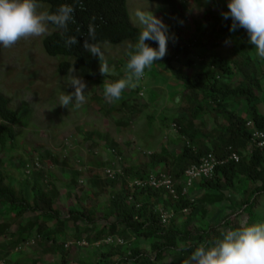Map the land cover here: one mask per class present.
I'll return each instance as SVG.
<instances>
[{"label":"rangeland","instance_id":"1","mask_svg":"<svg viewBox=\"0 0 264 264\" xmlns=\"http://www.w3.org/2000/svg\"><path fill=\"white\" fill-rule=\"evenodd\" d=\"M127 4L135 26L141 28L136 22L135 12L148 10L167 25L169 40L167 54L162 61L154 62L147 68L144 78L127 87L119 101L106 102L104 85L126 78V52L128 45L134 44L133 42L120 45L99 44L103 59L98 64L96 77L84 81L85 101L79 107L59 104L61 95L73 91L69 80L79 75L74 68L67 75L60 73L59 65L65 58L52 57L45 52L43 39L47 35L21 38L11 47H0V94L9 97L12 107L19 112V121L13 125L16 139L0 144V161L14 186L26 192L29 198L33 196L34 179L38 180L36 186L39 189L36 192L40 190L44 194L53 185L57 186L60 196L55 207L63 218L69 216L71 208L84 211L104 203L107 199L106 191L102 187L94 189L90 181L95 176L104 180L105 169L116 156H120L126 165L124 176L127 180L152 173L154 170L150 167V161L154 155L163 156L169 162L175 160L167 153L177 155L180 150L163 148L168 149L172 145L171 140L178 136V128L176 130L173 127L174 123L170 119L183 115L186 103L176 100L177 94L185 91L176 82L170 68H180L190 75L207 71L214 53H221L234 66L241 60L232 44L222 40V35L216 32L210 20L212 16L222 17V13L228 11L227 0H204L201 7L191 0H180L177 26L172 21L168 7L160 2L127 0ZM47 7V4H41L40 10L44 11ZM48 29L50 34L56 30L52 25ZM237 32L248 42L247 32L243 28L238 27ZM202 42H207V45H202ZM249 53L253 58L264 61L256 55L252 45ZM101 66L107 68L105 75L101 73ZM220 78H226L227 83H239L241 76L237 73ZM157 79L161 80V87L153 84ZM153 94H157V98L151 99ZM245 103V100L240 101L237 108L242 110ZM260 108L264 112V89ZM211 114L215 115L214 111ZM160 116L162 128L159 127ZM150 118L154 119L152 123ZM213 119L214 117H209V128ZM216 119L218 122L224 121V118ZM151 128L152 134L149 131ZM247 152L246 148L245 153ZM37 161L40 162L41 169L37 167ZM171 164L172 162H163L158 168L172 172ZM27 165L32 167L30 175L26 173ZM189 165L183 166L184 170ZM174 169L175 174L181 173L178 177L174 176L178 189H181L185 171ZM75 172L83 173L84 182L74 183L71 180ZM139 193L137 200L143 204L146 194ZM199 194L200 190L194 187L190 191L189 201L195 202ZM171 199L167 194H161L163 204L159 208L172 215L170 223L164 227L166 230L172 224L182 225L187 220L193 228L203 227L207 223L219 225L217 230L223 232L236 225L240 226L247 220L246 215H236L237 206L230 201L219 202L208 207L207 214L200 213L197 217H192L187 215L189 210L181 211ZM2 207L0 204V209ZM41 216V211L29 212L11 224L7 234L15 233L18 236L25 233L27 236L17 248L13 247L10 236L0 234V264H131L129 260L118 262V259L126 258L134 243L141 246L146 257L153 255L152 244L147 239L138 240L130 231L123 234L126 241L124 246H109L104 239L94 242L93 232L87 231L89 228L83 231L85 227L80 223L81 228L76 230L70 220L65 227V234L58 238L57 243L51 242L46 237L51 229L50 223L42 228V232L36 228L30 230L29 224L36 222ZM229 217L232 226L227 228L224 222ZM6 220L8 216L0 212V224ZM179 246L182 248L183 244ZM170 261L171 256L163 264H170Z\"/></svg>","mask_w":264,"mask_h":264},{"label":"trees","instance_id":"2","mask_svg":"<svg viewBox=\"0 0 264 264\" xmlns=\"http://www.w3.org/2000/svg\"><path fill=\"white\" fill-rule=\"evenodd\" d=\"M150 1L167 6L172 21L177 26L180 0ZM191 1L200 7L204 4V0ZM64 3L72 5L75 9L73 21L69 23L65 35L75 36L79 42L66 46L61 36L63 30L52 25L56 30L43 39L44 50L49 56L65 58L59 65L60 73L67 75L74 68L83 81L92 80L97 75L101 60L83 48L84 41L89 39V24H92L95 29V40H89V42L97 45L135 43L141 28L132 23L127 0H40V4L48 5L46 10L49 12H55ZM210 20L216 32L222 35V40L232 44L241 60L234 66L233 62L221 53H214L207 71L190 75L180 68L169 69L186 93H181L182 102L186 103V107L182 116L171 120L179 126L178 137L183 141V146L177 155L171 156L167 153L169 157L175 159L171 161L173 173L168 170L164 172H168L173 178L178 177L181 173L175 174L174 168L182 169L183 172L210 153L219 158H225L231 150H236L241 156L240 161H228L218 166L211 179L201 180L199 185H195V188L200 190L195 202H190L188 196L181 194L182 188L177 187L180 198L174 199L165 189L150 188L132 191L128 188L126 176L113 180L106 177L102 180L95 176L90 181L92 187L104 188L107 199L94 209L86 208L81 211L79 208H71L67 218H63L55 207L60 196L57 186L53 185L44 194L40 190L36 192V189H39L36 186L38 180L34 179L33 196L29 198L26 192L14 186L12 178L0 161V204L3 206L0 212L8 216V220L0 224V234L10 236L14 248L25 241L27 236L25 233L18 236L15 233L7 234L11 224L29 212L41 211V218L29 224L30 230L36 228L42 232V228L50 223L51 229L46 233V237L51 242L57 243L58 238L65 234V227L70 220L74 223L76 230L81 228L80 223L85 227L83 231L89 228L87 231L93 232L94 242L112 235L124 239L123 234L130 231L138 240L147 239L152 244L153 255L150 257L143 255L141 246L134 243L131 249L129 248V255L127 254L126 258L120 257L118 262L124 259L131 261V264H163L167 263L168 257L171 256L170 264H185L196 247L211 245L219 238L221 233L217 230L219 225L212 226L205 223L203 227L193 228L186 220L184 224H172L166 230L160 225L159 205L163 204L161 194H167L172 198L174 206L181 211L188 208L187 215L192 217H197L200 213L207 214V208L219 202L230 201L232 205L237 206L238 217L247 216L245 223L264 222V148H256L251 153H245L250 139L247 122L252 121L255 127L264 130V112L260 108L261 93L264 89V61L250 55L251 44L245 42L237 30L230 31L231 19L225 20L223 16H212ZM147 43L152 47L158 46L154 41H147ZM202 45H207V42H202ZM179 51L180 47H178ZM237 73L241 76L239 83H227L226 78L220 80V76L226 77ZM244 100L246 103L242 110L237 108L239 106L237 103ZM213 111L215 115L211 114ZM211 116L215 120L213 119L209 128ZM216 118H224V121L218 122ZM18 121L19 112L12 107L11 99L0 94V144L4 145L16 139L13 125ZM163 150L168 149L163 148ZM167 161L163 156H152L150 161V167L154 170L152 173H159L161 169L158 167L163 162L171 163ZM187 164L190 165L184 170L183 166ZM71 177L74 183L84 179L81 172H75ZM138 192L140 195L146 194L147 198L143 204L137 200ZM132 194L133 199H130ZM139 203L141 207L137 206ZM230 217L224 222L227 228L232 226ZM180 244H183L182 248Z\"/></svg>","mask_w":264,"mask_h":264},{"label":"clouds","instance_id":"3","mask_svg":"<svg viewBox=\"0 0 264 264\" xmlns=\"http://www.w3.org/2000/svg\"><path fill=\"white\" fill-rule=\"evenodd\" d=\"M40 8V0H0V47H11L21 38L48 35L49 25L63 30L61 36L66 46L79 42L75 36L65 35L73 21L72 5L61 4L55 12ZM227 9L222 16L225 20L231 19L230 31L243 28L256 55L264 59V0H227ZM135 17L141 31L136 42L128 45L126 78L104 85V98L109 103L119 101L127 87L141 80L145 70L167 54V25L148 10H137ZM89 40H95L92 24H89V39L84 41L83 48L102 60L101 47ZM147 41H154L158 46L152 47ZM100 70L103 75L107 73L106 66H101ZM68 83L73 91L61 95L59 104L79 107L85 101L86 84L75 76ZM185 264H264V222L245 223L221 232L211 245L196 247Z\"/></svg>","mask_w":264,"mask_h":264},{"label":"built area","instance_id":"4","mask_svg":"<svg viewBox=\"0 0 264 264\" xmlns=\"http://www.w3.org/2000/svg\"><path fill=\"white\" fill-rule=\"evenodd\" d=\"M141 94L143 95V91H141ZM173 127L176 130L177 128L179 129V126L176 123L173 124ZM247 128L250 133L247 151L251 153L252 150L256 148H264V130L255 127L252 121L247 122ZM240 158L241 156L236 150H231L225 158H219L213 153L204 156L199 163L192 164L185 170L181 194L190 197V191L196 187L195 185H197L201 180L211 179L215 175L218 166H221L228 161L239 162ZM36 165L38 168H42L40 162L37 161ZM125 170L126 165L123 159L120 156H116L115 160L106 167L105 177L111 180L117 179L118 177L125 175ZM26 173L28 175L32 173V167L30 165L26 166ZM81 182L84 181L82 180ZM128 185L132 191H140L150 188L165 189L168 195L172 196L174 199L180 198L177 191V182L168 172L160 171L159 173H150L145 177L128 180ZM130 199H133V194L130 196ZM137 206L141 207V204H138ZM159 211L160 225L161 227H166L167 224L170 223L172 215L162 208H160ZM184 211L187 212L188 209L185 208ZM104 240L106 244L124 245L126 243L123 238L117 235L108 236Z\"/></svg>","mask_w":264,"mask_h":264},{"label":"crops","instance_id":"5","mask_svg":"<svg viewBox=\"0 0 264 264\" xmlns=\"http://www.w3.org/2000/svg\"><path fill=\"white\" fill-rule=\"evenodd\" d=\"M160 81L161 80H159V79H157V80H155L154 81V83L153 84H156V86H159V87H161L162 85L160 84ZM172 86V85H171ZM173 87V86H172ZM174 95V94H173ZM157 94H153L152 95V98L151 99H153L154 97H156L157 98ZM182 95L181 94H177V102H179V103H182ZM182 116V115H181ZM180 117V116H179ZM165 118V117H164ZM163 118V119H164ZM174 118H176V117H174ZM174 118H172V119H174ZM172 119H170V121L172 120ZM154 119H151L150 118V123H152V121H153ZM160 126L159 127H161L162 128V116H160V124H159ZM153 128H151L149 131H150V133L152 134L153 133V130H152ZM172 142V145L171 146H169L168 147V150H181L182 149V146H183V141H181L180 139H179V137L177 136L176 138H173L172 140H171ZM152 144V143H151Z\"/></svg>","mask_w":264,"mask_h":264}]
</instances>
